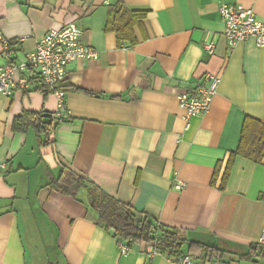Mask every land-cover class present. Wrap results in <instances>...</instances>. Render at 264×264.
<instances>
[{"label": "crops", "instance_id": "obj_1", "mask_svg": "<svg viewBox=\"0 0 264 264\" xmlns=\"http://www.w3.org/2000/svg\"><path fill=\"white\" fill-rule=\"evenodd\" d=\"M118 1L0 0V32L10 42L6 50L0 40V68L71 21L98 51L68 65L62 85L69 86V119L53 121L49 143L41 144L34 128H14L24 111H59L41 77L20 72L16 79L27 86L0 92V264H147L149 243L122 254L86 189L75 198L51 188L65 166L188 240L223 250L204 253L207 264H264L260 251L250 250L264 232V161L236 156L220 190L245 120L264 123V46L245 40L230 48L220 5L243 4L264 21V0H123L147 13L134 27L133 47L105 29ZM208 73L220 79L210 109L186 119L179 95L194 93ZM171 256L157 254L153 262L171 264Z\"/></svg>", "mask_w": 264, "mask_h": 264}, {"label": "trees", "instance_id": "obj_2", "mask_svg": "<svg viewBox=\"0 0 264 264\" xmlns=\"http://www.w3.org/2000/svg\"><path fill=\"white\" fill-rule=\"evenodd\" d=\"M146 14L142 10L128 9L123 0H119L109 7L105 29L116 34L119 45L122 42H127L129 46L133 47L138 43L134 27L142 23ZM68 87V85H62L63 89ZM43 88L45 92L49 93L44 85ZM53 121L52 114L24 111L15 118L14 128L24 132L29 128H34L40 143L45 144L50 141ZM238 155L248 157L256 162L264 161L263 122L253 118L245 120L238 147L231 152L221 177L220 190L226 188L232 165ZM221 164L219 162L216 166L211 182L213 185L220 177ZM49 185L52 189L75 198L81 189H86L88 197L91 198L89 203L99 221L119 242H125L128 246L144 242L150 243L154 244L162 254L167 253L177 257L185 252H188L193 258L200 257L204 253H223V250L218 246L188 240L176 227L160 224L149 215L136 211L133 206L117 197L89 186L84 176L68 166L63 167L58 177L50 181ZM186 243H188V251H183V246ZM250 250L257 251L256 245L251 246ZM259 255L264 256V252L260 251Z\"/></svg>", "mask_w": 264, "mask_h": 264}, {"label": "built area", "instance_id": "obj_3", "mask_svg": "<svg viewBox=\"0 0 264 264\" xmlns=\"http://www.w3.org/2000/svg\"><path fill=\"white\" fill-rule=\"evenodd\" d=\"M220 13L225 23L224 35L230 48L245 40H254L258 46H264V21L258 19L255 10L243 4L222 3ZM83 30L75 21L67 22L58 28L49 30L36 48L27 52L25 58L19 62H11L0 68V92L11 95L18 87H26V78L16 79L20 72H36L49 93L58 97L59 111L52 113V118L58 122L69 119L68 111L64 110L65 83L68 65L78 59H91L98 56V51L82 41ZM0 40L6 50L10 43L0 32ZM213 51L214 44L207 47ZM204 83L195 88V92H184L179 95L180 104L186 110V119L194 115H202L209 111L211 103L217 94L220 79L208 73ZM3 166V164H2ZM185 186L184 182L175 184L177 190ZM147 251V264H154L157 254H162L154 244H150ZM122 254L129 253V246L125 242L119 243ZM257 250L264 252V232L256 242ZM171 264H207L206 256L193 258L188 252L178 257L170 258Z\"/></svg>", "mask_w": 264, "mask_h": 264}]
</instances>
